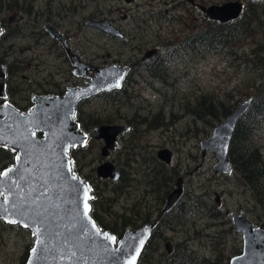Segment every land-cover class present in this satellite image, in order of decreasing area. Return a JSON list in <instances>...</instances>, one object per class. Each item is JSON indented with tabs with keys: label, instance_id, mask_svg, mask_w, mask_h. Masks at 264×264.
<instances>
[{
	"label": "rangeland",
	"instance_id": "374dc122",
	"mask_svg": "<svg viewBox=\"0 0 264 264\" xmlns=\"http://www.w3.org/2000/svg\"><path fill=\"white\" fill-rule=\"evenodd\" d=\"M30 1L0 0V21L7 22L9 18H12L14 23H9L7 26L12 28H16L18 21L21 25H26V20L32 21L34 19L32 14L38 9L37 4L32 2L33 12L31 10V14L30 11L26 14ZM43 1L42 9L46 11L51 0ZM53 1L57 4L64 2L56 9L58 12L75 0ZM78 1L76 0L75 4ZM111 1L113 0L110 2L88 0L90 18L95 15H106L110 19H119L121 14L118 11L115 12L114 8L124 9L123 13L129 16L131 23L137 19L140 34L135 30L134 32L138 37H143L142 42L149 43L148 48L156 44L174 47L182 41V37H189L192 31L206 34L213 29L203 19L201 26L194 30L193 18L190 22L185 21L187 33L182 35L181 39H178L175 33H169L165 11L179 3L184 4L185 0H177L174 4H169L168 0H137V6H127L124 0H118L117 3ZM202 1L203 4L210 5L224 0ZM239 1L244 5L245 12L253 14L247 20L249 27L235 26L239 36L237 40H227L224 53L215 54L206 50L202 56L197 54L190 56L189 61H183L185 64L181 67H172L166 62L165 70L160 73L162 80L150 88L126 87L124 93L120 95H101L79 105L82 115L81 126L85 133L90 134V142L83 149L70 151L69 155L80 178L94 187L91 212L98 224L102 225L100 226L102 230L111 233L116 241L122 238L126 231L125 227L136 229L140 226H133L135 219L132 218V212L136 209L133 208L134 204L140 202L138 207L143 214L150 213L152 218L156 217L159 214L156 212L158 199L166 196L165 182L168 180L169 173L185 175L186 172H194L196 167L199 168L195 174L198 178H193L196 182L194 190L201 200L198 205L190 203L187 206L185 213L180 214L179 223L174 222L175 216H173V222L168 219L170 228L165 231L167 240L174 246L181 245L187 248L177 250L179 263L229 264L233 257L240 255L242 239L234 230L230 213L244 212L255 226L264 228V180L261 188V186L257 187V184L248 185L238 172L230 175H215L212 171L215 164L213 155L206 153L202 157L199 147L200 142L210 137L213 129L219 124L216 118L208 116L207 108L203 109L202 100L210 103L214 113L223 121L225 119L222 118L223 113L232 112L241 103L260 93L264 96V4L250 9L246 0ZM84 16L88 17V13ZM3 24L6 26L5 23ZM126 24L123 25L126 26ZM132 26L134 28V24ZM175 28L178 29V25H175ZM241 28H244V31L239 30ZM89 40V45L85 40L88 49H85V52L93 61L102 63L106 60L107 53L115 56L122 52L123 48L124 53L130 55L129 48L121 47L116 42L101 37L95 31H89ZM29 43L24 40L23 46H28ZM134 43L137 45L138 42L134 40ZM32 53V51H26L21 55L24 63L20 69L23 68V70L11 80V88L14 94L17 93L16 104L21 107L25 106L22 100L29 99L30 93L42 95L56 92L54 86L42 83L44 79L48 83L55 80L61 83L60 77L53 69H42L38 66L40 70L38 72L34 68ZM164 53L162 51V55ZM93 57H98V60ZM24 76L28 77V80L22 79ZM68 77L74 80L69 74ZM165 80L170 85H164ZM28 105L25 109H29L31 104ZM194 110L200 118L194 115ZM119 115L123 116V119H120ZM154 116L160 117V126L156 130L149 131L150 126H155L152 120ZM214 116L215 114L211 117ZM252 116L262 122L256 121L257 123L254 124L256 129L242 135L243 142L235 137L236 142L239 141L241 145L237 146L235 143L233 148L237 157L243 154L241 148L246 149L245 156L253 152L258 158V165L261 164L264 169V120L259 119L260 116H254L253 113ZM121 120L123 124L127 121H136L135 124L138 126L136 130L139 129L141 132L134 143L140 152L155 157L158 150L168 149L173 155L171 166L174 168L169 170L163 168V173L155 178L151 170L161 171L157 169L161 166L154 164L155 168H153V164H148L147 169L143 162L144 157L140 156L138 164L136 161L129 168L124 167L127 158L121 144V147L114 150L106 160L118 168L124 167L127 171L126 186H122L123 193L119 194L113 191V183L102 182L95 175L96 167L102 161L99 155L102 143L95 141L93 129L97 125L120 124ZM245 124L247 125V121ZM179 168H181L180 172H178ZM147 174L152 177L153 185H148V177L145 176ZM189 179H191L190 176L186 178V180ZM255 181L257 182V178ZM132 183H136L133 188ZM134 187L137 190H134ZM215 194L220 198L218 206L215 203ZM146 216L143 215V218ZM178 216L179 212L176 217ZM192 240L197 242L192 243ZM33 243L34 237L29 230L0 221V264H25ZM159 253H165L162 243L156 253L150 251L154 257H157ZM143 263L141 261V264Z\"/></svg>",
	"mask_w": 264,
	"mask_h": 264
},
{
	"label": "water",
	"instance_id": "95a60500",
	"mask_svg": "<svg viewBox=\"0 0 264 264\" xmlns=\"http://www.w3.org/2000/svg\"><path fill=\"white\" fill-rule=\"evenodd\" d=\"M202 10L206 19L225 23L240 16L241 4ZM90 26L104 30L98 23ZM90 70L95 76L87 87L69 88L61 98L34 97L26 113L6 104L0 106V147L15 153L14 164L0 173V220L27 229L34 237L25 264H137L151 235L152 225H145L127 230L116 242L112 234L101 230L90 214L91 186L71 166L69 152L84 148L87 142L75 122L77 106L100 93L121 89L126 75V69L117 66ZM249 105L247 101L235 109L202 142L203 156L210 152L216 161L215 175L231 173L230 141L237 120ZM128 131L117 126L95 128V139L105 143L102 156L114 149L117 136ZM96 175L115 181L118 172L108 163L99 166ZM177 197L174 192L168 198L165 211ZM231 218L235 231L242 235L243 250L229 264H264V231L254 227L244 213L231 214Z\"/></svg>",
	"mask_w": 264,
	"mask_h": 264
},
{
	"label": "flooded vegetation",
	"instance_id": "af4514ba",
	"mask_svg": "<svg viewBox=\"0 0 264 264\" xmlns=\"http://www.w3.org/2000/svg\"><path fill=\"white\" fill-rule=\"evenodd\" d=\"M87 1L88 0H79L76 4H75L76 0L72 1V4L69 3L68 5H65L62 11L56 12V9L62 6L64 2L57 4L56 2L51 0L47 5V7H49L48 10L44 11L42 9L44 2L43 0H31L28 7L29 10L26 12V14H28L29 11L31 14V10L33 12V5H32L33 3H36L38 6V9L34 11V13L32 14L34 16V19L32 21L26 20V25H21L20 22L18 21L16 23L17 24L16 28L7 27L9 23L10 24L14 23L12 21V18H9L7 22H4V20L0 21V74H1L0 95H3V97L0 96V106L6 104L8 106L13 107L19 112L26 113L32 108L33 106L32 100L34 97L53 96V97L61 98L65 96L69 88L87 87L88 82L91 79H93L95 76V74L93 73V71L90 70V68L104 69L109 66H117L118 68L126 69V75L121 89L106 93H100L90 98L89 100L84 101L83 103H79V105H82L90 101L91 99H94L101 95H112V94L120 95L124 93L126 87L150 88V86L162 80L160 73H162L165 70L164 64L166 62L170 63L172 67H176V66L181 67L182 65L185 64L183 61H189L190 56H193L194 54L202 56L203 52H205L206 50L211 51L215 54L224 53L226 49L225 43L227 42L228 39L223 43L218 44V38H217L218 32H221L222 34L227 36L229 40H237V37L232 36L234 35L233 32H235V25H239L245 22L244 27L246 26L249 27L247 20L253 14L252 12L251 13L245 12L244 5L239 0H224L222 2H217L215 4H210V5L203 4L202 0H185L183 1L184 4L179 3L176 6H173L165 11V17L167 18L168 28L170 31L169 33L173 32L175 33L176 36H178L177 37L178 39H181V36L187 33V29L185 28L186 26L185 21L190 22L194 18V22H195L194 30H196L198 26H201L202 20L205 19V21L208 22L213 27V29L210 30V32L212 33L208 35L211 40L209 46L203 42L204 33L202 34V32L196 33L192 31L189 37L187 38L182 37V41L179 42L178 45H175L174 47H171L172 45H168L164 47L161 44H156L153 45L152 48H148L149 43L142 42L144 41L143 37H138V35L135 34L134 32L135 30L136 33L140 34L137 19L134 18L135 19L134 22L131 23L129 16L126 13H123L124 9L118 10V8H114V10L115 12L118 11L121 14V17L119 19H110L106 17V15L104 16L95 15L92 16V18H90L88 11L89 6L87 5ZM104 1L110 2V0H104ZM136 1L137 0H124L127 6H133V5L137 6ZM111 2L117 3L118 0H113ZM167 2L169 4H174L177 2V0H168ZM235 2L241 4L240 16L236 20L225 23H218L216 21H211L206 19L203 14V10H202L203 8H209L211 6H223L225 4L235 3ZM246 2L250 6V9H255L261 6L262 4H264V0H260L256 2H250L249 0H246ZM61 12H64L65 14H62ZM85 13H88V17L84 16ZM178 13H182L183 15L177 16L176 14ZM3 23H5L6 26ZM92 23H98L99 25L104 26L103 27L104 30H99L97 28L90 26V24ZM125 23H127L126 26L123 25ZM133 24H134V28L132 26ZM175 25H178V29L175 28ZM109 28L113 30V33L107 32ZM24 29L26 32L24 31ZM91 30L95 31L105 39L116 42L121 47L126 46L127 48H129L130 55L125 54L123 48V51L117 53L115 56H111L109 53H107L105 56L106 60H104L102 63L91 60L90 56L85 52V49L88 50L85 44V40L88 41V45H89L90 43L89 31ZM239 30L244 31V28L243 29L241 28ZM236 33L238 34V31H236ZM237 36H239V34ZM158 38H160L159 35ZM24 40L26 42H30L28 46H23ZM134 40L138 42L137 45H135ZM26 51L33 52L32 54L34 55V59H33L34 68L37 69L38 72H40L38 66H41L42 69L51 68L54 70V72H56L57 76L60 77L59 80L61 81V83H58L56 80L54 82L48 83V81L44 79L42 83L54 86L56 88V92H54L53 94H42V95H35V94L31 95L30 93L29 99L22 100L25 103V106L28 105L29 103L31 104L29 109H25V106L21 107L16 104L15 99L17 93L14 94L13 88H11L12 77L13 76L17 77L18 73L23 70V68L20 69V66L22 65V63H24V60L21 58V55L26 53ZM162 51L165 52L164 55H162ZM93 59L98 60V57H93ZM76 70L79 71L75 72ZM75 73H77L78 75H76ZM81 73L83 74V76L80 75ZM68 74L71 75L74 78V80L69 78ZM22 79L28 80V77L24 76ZM164 85H170V84L167 80H165ZM38 86L41 85L38 84ZM249 101L251 104L252 99L250 98ZM79 105L77 106L78 112L76 115V120L78 117L79 121H82V115L81 112L79 111L80 109ZM194 115L200 118L196 112L194 113ZM244 115L245 114H242L240 118L237 120L235 124V129L237 123L239 122L240 119H242ZM119 118L123 119V116L119 115ZM152 120L155 126H150L149 131L156 130L160 126L159 122L161 119L159 116H154ZM195 120H197L196 117ZM257 121L262 122L261 120H257ZM121 122L122 123L120 124H105V125H97L94 127L95 129L100 126H117V127L129 129L128 132L122 133L121 135L116 137V141H117L116 146L114 147L113 150H108L105 157L102 156V151L105 147V143L103 141H99L102 143L101 149L99 151L100 153L99 155L102 161L100 164L97 165L95 170V175L97 168L99 166L110 163L106 160H108L110 154L114 150L121 147V144H122V151L127 158L126 164L123 165L124 167L127 166L129 168V166H132V164L135 163L136 161L138 164L139 162L138 157L140 156V157H144L143 162L147 169H148V164H153V168H155L154 164H158L159 166H161V168H157V169H160L162 172L161 171L155 172L154 170H151L155 178L159 177L160 174L163 173L164 171L163 168L166 170H169V168H174L171 166L173 162V155L168 149L158 150L156 152L155 157L144 155L142 152L139 151V149L134 143L135 139L138 138V135L141 132L139 129L136 130V128H138V126L135 124L136 121L134 120H132V122L127 121L124 122V124H123V120H121ZM255 123H257L256 120L249 117L247 120V127H245L243 124L244 128H246L244 133L245 134L251 133L253 130H255L256 129L254 125ZM235 129L233 131L231 141L235 134ZM239 129L235 137H237V135L240 133ZM84 134L87 136V142H86V146H87V144L90 142V134H87L85 132ZM95 141L97 140L95 139ZM231 141L228 150L229 160L231 165L230 174L233 173L236 174V172L238 171L234 167V163H233L234 156L230 155V152L231 154L232 152H234V148L233 146H231L233 142L231 143ZM247 141H249V139H247ZM199 147H200L201 156L203 157L202 141L200 142ZM0 149L8 150L14 154L13 162L11 164L9 163L8 165L6 164L5 166L1 167L0 168V173H1L5 169L9 168L14 164L15 153L3 147H0ZM166 154H168V158ZM110 164H112L118 172V177L115 181H113L110 178L99 179L97 175L96 177L102 182L113 183V187H114L113 191H117V193L122 194L123 193L122 186L123 185L126 186L125 180H128L127 171L124 167L118 168L112 162ZM74 167L78 172L75 165ZM198 168L199 167H196L194 172L191 171H189V173L186 172L185 175H180V174L177 175L176 173L170 175L169 173L168 180L165 182V188L167 189L166 196L160 197L158 199V205L156 206L157 209L156 212H159V214L156 216L157 218L156 217L152 218L153 216H151L150 213L143 214V211L140 210L138 207L140 202L133 205V208H136L134 212H132L131 210L132 218L135 219L134 220L135 224H133V226L134 227L136 225H140V226L136 229H129V230H137L145 225H152L151 235L148 241L146 242L147 251L148 250L149 251L148 253L144 252L146 248L145 246L140 254L137 264H141V261L145 262L146 264H181L179 263L177 258L179 253L177 252V250L181 248L182 249H187V248L182 247L181 245L174 246L170 241L167 240L165 236V231L170 228L168 219L170 220V222H173V216H175L174 222L179 223L180 214L185 213L186 208L190 203H192L193 205L199 204L201 197H197V195L195 194L196 190H194V184L196 185V182L193 181V178L195 179L198 178L195 176ZM180 171L181 168L178 169V172ZM145 176L148 177V185H153L152 177H150L148 174ZM189 176L191 177V179L186 180V178ZM89 185L91 186L90 201H92L94 198L93 196L94 187L91 184ZM134 185H136V183L135 184L132 183V188ZM135 189L137 190L136 187H134V190ZM174 192L178 193V197L175 203L173 204V206L169 210L165 211L166 202ZM215 196H216L215 203L218 206L220 202V198L216 194ZM160 206L162 207L160 208ZM178 212H179V216L176 217ZM240 213H244V212H240ZM91 214H92V218L94 219V214L92 212ZM231 214L234 213H230V220L232 219ZM143 215H147V216L143 218ZM94 222L96 223L95 220ZM96 225L99 226L97 223ZM254 227L257 226L254 225ZM257 228H260L261 230L264 231V228L261 227H257ZM238 234L241 236L242 239V250H243V238L240 233ZM196 242H197L196 240H192V243H196ZM161 243L164 244L165 253L164 254L159 253L157 257H154V255L150 254V251L152 253H156L157 250L160 249Z\"/></svg>",
	"mask_w": 264,
	"mask_h": 264
},
{
	"label": "trees",
	"instance_id": "16d2710c",
	"mask_svg": "<svg viewBox=\"0 0 264 264\" xmlns=\"http://www.w3.org/2000/svg\"><path fill=\"white\" fill-rule=\"evenodd\" d=\"M239 25L244 26L245 24L241 23ZM235 26H237V25H235ZM211 33L212 32H209L208 34L203 35V42L206 43L208 46H209V43L211 41L208 35ZM233 34L234 35H232V36L237 37L236 31L233 32ZM217 38H218V44L223 43L227 39L229 40V38L227 36H225L224 34H222L221 32H218ZM201 106L203 107V109L204 108L208 109L207 114L210 118H213V119L216 118L217 123H220L222 121L221 117L219 118V116H217V114L214 113V108H212L210 106V103H207L205 100H202ZM194 112H197V111L194 110ZM230 113L231 112H229V111L223 113L222 118L224 119V118L228 117L230 115ZM252 113L256 117L260 116L259 119L264 120V96L262 95V93H260L258 96L252 97V102L250 104V107H249L247 113L237 123L236 129H235V134H234L233 139L231 141V143L233 142L231 144V146H234L235 143H236L235 145L240 146L241 143L239 141L243 142L242 135L244 134V132L246 130V128H244V126L247 127L245 122L248 120L249 117L254 118V120L257 121V118L253 117ZM214 114H215V116L211 117ZM77 122L80 124V126L82 125V121H79L78 117H77ZM91 124H92V126H94L93 122H91ZM243 124H244V126H243ZM238 129H239L240 133L237 135L236 138H238L239 141L236 142L235 136L238 132ZM238 150L239 149H237V151ZM241 151L243 152L244 155L241 154V156H239V157L236 156L235 152H232V154L230 152V155L234 156V161H233L234 167L241 174V176L245 180V182H247L251 186H252V184H257V187L261 186V188H262L263 186L261 185V183L264 180V169L261 166L260 162H259L260 166L258 165V158L255 157L253 152L250 154L248 153V156H245V154L247 152L245 148H241ZM13 157H14V154L12 152H10L8 150L0 149V168L5 166L6 164L7 165L9 163L11 164L13 162ZM256 178H257V182L255 181ZM94 220L96 221L95 217H94ZM96 223L98 224L97 221H96ZM100 226H102V225H99V227ZM125 229H127V227H125ZM144 252L145 253L147 252V246H146ZM143 264H146V263L144 262Z\"/></svg>",
	"mask_w": 264,
	"mask_h": 264
},
{
	"label": "snow or ice",
	"instance_id": "6c2138e0",
	"mask_svg": "<svg viewBox=\"0 0 264 264\" xmlns=\"http://www.w3.org/2000/svg\"><path fill=\"white\" fill-rule=\"evenodd\" d=\"M12 223H15V221H11ZM25 226L27 227L28 225L27 224H25ZM113 239H114V237H113ZM140 244H141V246H142V244H143V241L141 240L140 241Z\"/></svg>",
	"mask_w": 264,
	"mask_h": 264
}]
</instances>
